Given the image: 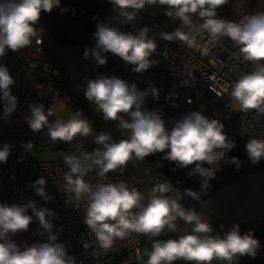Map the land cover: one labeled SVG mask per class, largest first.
I'll use <instances>...</instances> for the list:
<instances>
[{
  "label": "clouds",
  "instance_id": "1",
  "mask_svg": "<svg viewBox=\"0 0 264 264\" xmlns=\"http://www.w3.org/2000/svg\"><path fill=\"white\" fill-rule=\"evenodd\" d=\"M108 3L124 24L136 20L147 5L167 6L165 15L178 18L183 25L172 33H161V38L170 42L180 40L195 47L194 32L207 33L210 42L221 36L229 37L239 47L243 59L256 64L254 71L242 75L233 84L231 97L241 111L254 109L264 115V64L260 63L264 61V12L245 16L237 22L218 16L217 10L228 0H108ZM57 7H61V0H0V57L5 56L6 51L16 52L31 46L33 40L42 43L45 29L37 27L41 14L51 13ZM66 11L67 8L61 7L62 13ZM193 15L202 21L199 25L193 24ZM111 20L110 16L97 22L96 31L92 33L95 44L84 48V60H91L98 67L104 66L108 63L107 54L111 53L130 65L133 73L140 74L158 64L151 59L157 44L148 36L147 26L135 33L125 32L113 26ZM204 51L206 54L207 49ZM14 84L8 67L0 64V100L6 117H11L18 104V98L11 92ZM85 84V99L95 105L103 119L118 120L119 128L129 132L127 139L115 141L110 133L101 131L94 137V142L102 145V149L96 148L83 160L61 153L69 168L63 176L65 191L73 193L77 201H88L84 224L95 234L100 246L109 249L115 239H123L131 232L149 237H159L165 230L175 232L179 218L193 225L192 232L176 239L154 240L146 264H174L178 260L194 264L224 260L231 264L238 257L254 259L261 243L252 230L241 234L240 225L234 223L227 230L224 225L220 226L224 232L222 237L213 236L212 224L195 208H185L181 203L185 197L199 201L201 193L207 194L212 188L210 181L215 180L220 171L221 161L228 166L235 165L237 170L242 166L243 161L238 157L227 155L236 144L227 137L223 123L200 112H190L169 130L157 111L144 106L149 95L153 98L159 95L154 82L140 90L135 83L118 76L101 74L95 79H86ZM28 107L30 115L24 119L29 128L33 132L46 128L53 142L70 143L77 136L87 137L93 132L92 125L82 118L83 112L79 109L67 120L58 118L50 122L49 117L55 114L53 109H45L41 103H30ZM22 147L30 153L33 144L28 141ZM245 148L252 164L264 159V139L251 138ZM10 153L9 144L0 146V163H7ZM159 153L164 154L162 160L179 168L192 166L187 175L200 177V189L185 188L182 194L175 189L177 195L173 196L169 194L174 191V185L163 180L152 186L145 202V196L137 188L129 187L126 181L93 187L84 179L93 166L99 169L101 177L117 169L123 174L129 161H143ZM46 183V178L40 177L32 187L47 203L53 197L47 193ZM54 217V210L38 207L34 200L19 204L0 202V264H77L65 242H59L58 233L53 231ZM34 221L40 226L37 234L46 235V239L21 248L12 237L27 232Z\"/></svg>",
  "mask_w": 264,
  "mask_h": 264
},
{
  "label": "built area",
  "instance_id": "2",
  "mask_svg": "<svg viewBox=\"0 0 264 264\" xmlns=\"http://www.w3.org/2000/svg\"><path fill=\"white\" fill-rule=\"evenodd\" d=\"M217 11L220 18L231 20L222 7ZM243 16H249V13L246 12ZM111 18L113 26L125 32L135 33L147 26L148 36L155 39L157 44L151 59L158 61V64L142 74L133 73L130 65H126L119 57L108 53V63L104 66L98 67L91 60H87L91 71L118 76L129 83H135L140 90L147 89L150 83L154 82L159 89V95L157 98L149 95L144 106L148 110L157 111L165 121L167 128L173 127L177 120L190 112H200L220 122L230 117L227 109L235 104L231 97L232 86L242 75L254 71L256 64L245 61L239 47L229 37L221 36L217 41L210 42L207 33L194 32L197 46L189 47L180 40L170 42L161 38V33H172L178 27L183 28L180 20L168 29L158 22L152 13L144 11L137 15L136 20L128 24L122 23L117 14ZM192 20L194 25L202 22L197 17H192ZM183 30L188 31V29ZM94 44L95 41L89 42L85 47H91ZM30 47L35 52H40L44 47L43 38L40 44L33 40ZM205 48L207 49L206 54ZM5 56L0 57V64H3ZM260 63L264 64V61ZM30 67L35 68V65L30 64ZM39 70L50 76L51 86H45L36 79L28 82L15 80V84L11 86V92L18 98L17 108L11 117H6L3 113V101L0 100V123L13 122L17 112L29 109L30 103H41L46 108L57 98L71 97L74 83L72 74L62 72L45 62L41 64ZM221 98H225V102H219ZM237 106L235 105V108ZM235 113L240 114L242 134L264 133V115H259L254 109L248 111L238 109ZM128 135L127 131L120 140L127 139ZM102 147L101 145V149ZM163 155V153L155 154V159L172 169H183L174 163L162 160ZM76 157L83 160L82 156ZM68 171L69 168L64 158L10 159L7 163H0V202L19 204L34 200L38 207L54 210L56 217L52 218L53 231L58 233L59 242H65L68 253L76 258L77 264H102L103 260L110 264H139V250L146 235L131 232L123 239H115L111 248H102L95 234L84 224L88 201L86 199L77 201L73 193L65 191L66 181L63 176ZM98 173L99 169L93 166L84 177L85 181L93 187L97 184L126 181L129 187L137 188L144 195L130 176L125 173L110 171L104 177L99 176ZM40 177H45L47 180L46 191L53 197L51 202L46 203L34 192L32 184ZM195 202L197 200L191 198L181 201L185 208H190ZM29 214H31L30 211ZM209 223L212 224L213 231L218 232L221 237L224 232L220 226L224 225V230L232 226L220 220H213ZM38 231H40V226L34 221L27 232L18 233L12 239L23 248L27 240L31 245L46 239V235L42 237L37 234ZM240 231L241 234L245 233L241 227ZM234 264H264V259L238 257Z\"/></svg>",
  "mask_w": 264,
  "mask_h": 264
},
{
  "label": "crops",
  "instance_id": "3",
  "mask_svg": "<svg viewBox=\"0 0 264 264\" xmlns=\"http://www.w3.org/2000/svg\"><path fill=\"white\" fill-rule=\"evenodd\" d=\"M153 6L162 10V15L166 19L167 24L162 22V18L158 19L156 14L153 15L166 28L170 29L174 23L179 21L178 18L174 19L165 15L167 6ZM129 11L131 10L129 9ZM37 27H43L45 29V33L42 36L44 47L40 52H35L29 46L16 52L8 51L3 60V65L8 67L13 79L25 82L36 79L41 81L45 86H51L50 76L39 70L43 62L50 64L62 72L72 74L74 76V83L71 97L64 96L57 98L45 108L54 110L55 114L49 117L50 122L58 118L67 120L76 110H81L83 112L82 118L90 122L93 127V132L87 137L77 136L72 142L83 147L91 148L92 151L96 148H101V145H97L94 142V137L101 131L105 133L115 132L117 136L122 138L127 130L119 128V121H105L102 113L98 112L95 105L87 101L84 97L86 79H95L101 75L100 73L91 71L87 61L83 59L85 45L60 46L55 43L46 30L44 13L41 14ZM30 64H34L35 68L30 67ZM27 115H30V109L19 110L14 122L28 126L24 119ZM124 118L129 119L126 115H124ZM171 128L168 129L170 130ZM42 130L48 132L46 128ZM113 140L119 141L120 139ZM248 141H244L243 143L244 156L241 167L248 169L210 190L190 208H195L202 218L209 222L220 220L230 225L238 223L245 233L252 230L255 237L261 243V248L258 250L255 258L264 259V159L257 164L251 163L245 148ZM156 160L155 155H150L143 161L131 160L123 172L130 176L133 183L144 193L146 199L154 184L162 182L163 180H168L173 184L168 176L154 164ZM116 171L120 172L119 169ZM175 189L177 188L174 185V191L169 195L176 196ZM176 225L177 230L175 232L165 230L159 237L146 236L144 238L139 250V264H146L148 260L147 253L151 251L154 240L176 239L181 235L192 232L193 225L186 224L179 218L176 221ZM211 235L216 236L219 233L213 231ZM235 261L236 259L231 264H234ZM174 264H194V262L178 260ZM212 264H229V262L213 260Z\"/></svg>",
  "mask_w": 264,
  "mask_h": 264
},
{
  "label": "trees",
  "instance_id": "4",
  "mask_svg": "<svg viewBox=\"0 0 264 264\" xmlns=\"http://www.w3.org/2000/svg\"><path fill=\"white\" fill-rule=\"evenodd\" d=\"M61 7L67 8L68 11L62 13ZM61 7L55 8L51 13H44L46 30L50 38L60 46L86 45L95 41L92 33L96 31L97 22L117 14L116 11H111L108 0H61ZM221 123L224 125V132L227 137L234 140L236 144L232 151L227 154L228 157H238L242 161L244 141H242L240 129V114L235 113ZM154 164L168 176L181 194L185 188L200 189L201 181L197 180V175L191 177L187 175L192 166L187 169L173 170L157 160L154 161ZM241 167L237 170L235 165L228 166L225 164L217 172L216 179L210 181L212 185L210 190L248 169ZM204 195V193L201 194V196ZM187 199L190 198L185 197L182 201Z\"/></svg>",
  "mask_w": 264,
  "mask_h": 264
},
{
  "label": "rangeland",
  "instance_id": "5",
  "mask_svg": "<svg viewBox=\"0 0 264 264\" xmlns=\"http://www.w3.org/2000/svg\"><path fill=\"white\" fill-rule=\"evenodd\" d=\"M229 19L239 22L244 18L243 14L248 12L249 15H254L257 12H264V0H228V3L221 6ZM144 10L151 11L152 14H156L158 19L162 18V22L166 23V19L162 15L163 12L158 7L153 5H147ZM196 16V15H194ZM192 16V17H194ZM197 17V16H196ZM164 19V20H163ZM225 98H221L219 102H225ZM239 109L235 104L231 108L227 109L228 115L231 116ZM264 135V133H254ZM31 141L33 149L30 153H26L22 147L25 143ZM7 143L11 146V153L8 158L10 159H36V160H52L61 159L64 155L82 156L90 155L92 149L88 147L80 146L77 143H66L63 141L53 142L48 135V132L40 130L39 132H33L29 126L19 124L17 122L0 123V146ZM83 150V152H82ZM244 156V151H243ZM225 163L220 162L219 168L221 169ZM206 167L208 165H205ZM197 180L200 177L196 176ZM26 245H30V241H26ZM132 256V255H131ZM102 264H110L108 261L103 260Z\"/></svg>",
  "mask_w": 264,
  "mask_h": 264
},
{
  "label": "water",
  "instance_id": "6",
  "mask_svg": "<svg viewBox=\"0 0 264 264\" xmlns=\"http://www.w3.org/2000/svg\"><path fill=\"white\" fill-rule=\"evenodd\" d=\"M142 11L151 13V11L149 10H142ZM197 19L200 20L198 16H197ZM109 133L112 135L113 139H120V137L117 136L115 132H109ZM251 138H256V139L264 138V135H259V134H254V133H243L242 134V141H247Z\"/></svg>",
  "mask_w": 264,
  "mask_h": 264
}]
</instances>
